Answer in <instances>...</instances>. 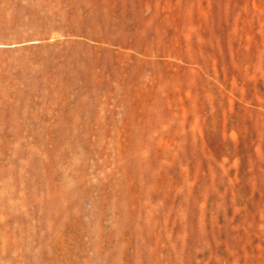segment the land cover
Instances as JSON below:
<instances>
[{"label":"rangeland","instance_id":"obj_1","mask_svg":"<svg viewBox=\"0 0 264 264\" xmlns=\"http://www.w3.org/2000/svg\"><path fill=\"white\" fill-rule=\"evenodd\" d=\"M0 264H264V0H0Z\"/></svg>","mask_w":264,"mask_h":264}]
</instances>
